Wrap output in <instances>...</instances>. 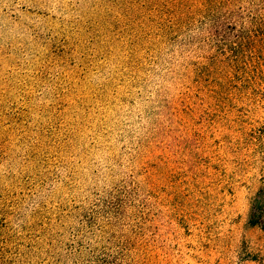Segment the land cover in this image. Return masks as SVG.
<instances>
[{"label": "rangeland", "instance_id": "rangeland-1", "mask_svg": "<svg viewBox=\"0 0 264 264\" xmlns=\"http://www.w3.org/2000/svg\"><path fill=\"white\" fill-rule=\"evenodd\" d=\"M264 0H0V264H264Z\"/></svg>", "mask_w": 264, "mask_h": 264}, {"label": "trees", "instance_id": "trees-1", "mask_svg": "<svg viewBox=\"0 0 264 264\" xmlns=\"http://www.w3.org/2000/svg\"><path fill=\"white\" fill-rule=\"evenodd\" d=\"M249 222L251 225H258L264 229V180L252 199Z\"/></svg>", "mask_w": 264, "mask_h": 264}]
</instances>
